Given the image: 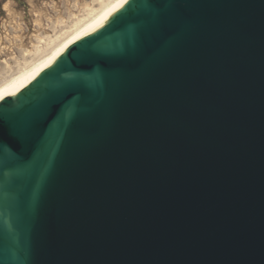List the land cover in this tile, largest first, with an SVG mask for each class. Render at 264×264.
<instances>
[{
	"label": "water",
	"instance_id": "obj_1",
	"mask_svg": "<svg viewBox=\"0 0 264 264\" xmlns=\"http://www.w3.org/2000/svg\"><path fill=\"white\" fill-rule=\"evenodd\" d=\"M0 264H264V0H129L2 98Z\"/></svg>",
	"mask_w": 264,
	"mask_h": 264
},
{
	"label": "rangeland",
	"instance_id": "obj_2",
	"mask_svg": "<svg viewBox=\"0 0 264 264\" xmlns=\"http://www.w3.org/2000/svg\"><path fill=\"white\" fill-rule=\"evenodd\" d=\"M108 1H1L0 84L42 58Z\"/></svg>",
	"mask_w": 264,
	"mask_h": 264
},
{
	"label": "bare ground",
	"instance_id": "obj_3",
	"mask_svg": "<svg viewBox=\"0 0 264 264\" xmlns=\"http://www.w3.org/2000/svg\"><path fill=\"white\" fill-rule=\"evenodd\" d=\"M129 0H110L104 4L88 20L75 29L62 42L42 58H38L23 70L0 84V100L5 96L27 88L41 73H43L55 60H57L70 46L78 42L86 34L106 23Z\"/></svg>",
	"mask_w": 264,
	"mask_h": 264
},
{
	"label": "flooded vegetation",
	"instance_id": "obj_4",
	"mask_svg": "<svg viewBox=\"0 0 264 264\" xmlns=\"http://www.w3.org/2000/svg\"><path fill=\"white\" fill-rule=\"evenodd\" d=\"M1 1H4V0H0V2H1Z\"/></svg>",
	"mask_w": 264,
	"mask_h": 264
}]
</instances>
